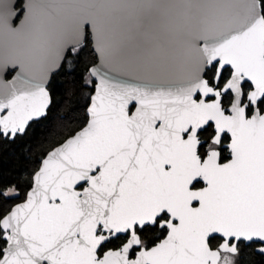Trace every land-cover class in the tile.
Returning <instances> with one entry per match:
<instances>
[{"label": "snow or ice", "instance_id": "1", "mask_svg": "<svg viewBox=\"0 0 264 264\" xmlns=\"http://www.w3.org/2000/svg\"><path fill=\"white\" fill-rule=\"evenodd\" d=\"M0 149V264H264V0H0Z\"/></svg>", "mask_w": 264, "mask_h": 264}, {"label": "trees", "instance_id": "2", "mask_svg": "<svg viewBox=\"0 0 264 264\" xmlns=\"http://www.w3.org/2000/svg\"><path fill=\"white\" fill-rule=\"evenodd\" d=\"M13 163L14 160L11 153L0 149V168L10 167Z\"/></svg>", "mask_w": 264, "mask_h": 264}, {"label": "flooded vegetation", "instance_id": "3", "mask_svg": "<svg viewBox=\"0 0 264 264\" xmlns=\"http://www.w3.org/2000/svg\"><path fill=\"white\" fill-rule=\"evenodd\" d=\"M10 78V77H9Z\"/></svg>", "mask_w": 264, "mask_h": 264}]
</instances>
